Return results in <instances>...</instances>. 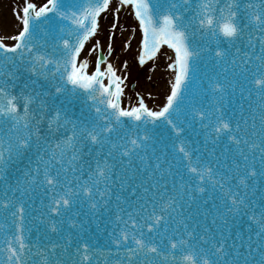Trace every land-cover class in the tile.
Instances as JSON below:
<instances>
[{
	"label": "snow or ice",
	"instance_id": "snow-or-ice-1",
	"mask_svg": "<svg viewBox=\"0 0 264 264\" xmlns=\"http://www.w3.org/2000/svg\"><path fill=\"white\" fill-rule=\"evenodd\" d=\"M125 6L142 33L141 64L162 45L174 52V78L159 110L143 97L124 107L126 78L112 63L102 68L103 55L91 72L81 59L101 13L114 7L118 20ZM15 16L22 25L15 43L0 39V161L5 151L21 156L35 145L43 166L27 174L25 187L0 196V264H264V0H25ZM208 62L223 79L204 83L200 69ZM238 74L247 84H239L241 97L247 92L258 103L233 121L219 102L235 93ZM198 88L211 92L207 105L197 100ZM73 100L79 115L70 110ZM197 127L203 146L188 137ZM158 141H166L162 155L179 191L166 181L135 183L133 156L143 164ZM209 141H223L222 151L207 152ZM155 154L153 147L156 163L145 170L163 180ZM117 181L128 196L122 206L115 195L114 226L101 244L80 217L109 211ZM198 201L205 207L196 215L207 222L211 214L210 224L185 215Z\"/></svg>",
	"mask_w": 264,
	"mask_h": 264
},
{
	"label": "bare ground",
	"instance_id": "bare-ground-1",
	"mask_svg": "<svg viewBox=\"0 0 264 264\" xmlns=\"http://www.w3.org/2000/svg\"><path fill=\"white\" fill-rule=\"evenodd\" d=\"M40 1H42L40 5L46 2V0ZM24 2L25 0H0V39H2L3 42L9 46L15 43L11 37L15 36L22 28L20 21L15 16V11L21 9L24 6ZM116 4H118V0H113V5ZM121 10L126 12L120 14L118 13L117 20L115 8L110 7L109 10L99 18L98 23L100 25L102 19L106 15L111 16L114 20L113 25L115 24L116 27L114 31L113 27H111L110 31L113 34L119 35L120 43L122 44L124 42H128L129 46H131L133 50L141 51L142 33L138 27V21L135 19L130 6H125ZM98 31H101L100 27L98 28ZM98 31L97 33H99ZM95 37L96 36H94L87 43L81 53V59L86 58L89 60L90 48L88 46ZM96 55H98V57L103 55L106 58V62L101 65L102 68L106 67L107 63H112L113 67L116 69L117 75L120 76V69H118V65H114L113 61L106 57L102 49L96 52ZM95 60L93 64H91L89 60V72L94 70ZM173 60L174 52L167 45H163L154 58L146 60L145 63L154 61V68H152L153 71L147 73V76H144L145 78L141 80V84L143 85L141 92L136 94V96H134L131 100L128 98V92L124 89L122 96L123 106L126 108L136 106L139 97H143L145 104H147L149 108L152 110H159V108H161L166 102V97L170 92L171 82L174 78V71L168 68V65L172 63ZM148 97L151 102L146 101V98L148 99Z\"/></svg>",
	"mask_w": 264,
	"mask_h": 264
},
{
	"label": "rangeland",
	"instance_id": "rangeland-1",
	"mask_svg": "<svg viewBox=\"0 0 264 264\" xmlns=\"http://www.w3.org/2000/svg\"><path fill=\"white\" fill-rule=\"evenodd\" d=\"M32 2L36 3L38 6L42 3L40 0H32ZM125 13L120 9V13ZM114 20L111 16L106 15L101 22L100 29L101 31L97 33L96 37L92 40L90 45V62L93 64L95 58L98 57L96 52L100 49L103 50L106 57L110 58L113 61L114 65H118V69H120V76L124 79L123 87L128 92V98L131 100L139 94L143 88L141 84V80L147 76V73L152 72V68H154V61L150 63L139 62V54L140 51H135L129 46L128 42L120 43V37L118 34H113L110 29L113 27ZM99 42V46L96 51H91L93 46H95ZM111 44V54H109L108 46ZM125 63L127 67H125ZM147 102H151L150 98H146Z\"/></svg>",
	"mask_w": 264,
	"mask_h": 264
},
{
	"label": "water",
	"instance_id": "water-1",
	"mask_svg": "<svg viewBox=\"0 0 264 264\" xmlns=\"http://www.w3.org/2000/svg\"><path fill=\"white\" fill-rule=\"evenodd\" d=\"M57 104H59V101H57ZM67 106L68 105H66V107ZM70 110L73 113H75V115L80 114V109L77 108V101L73 100V104H72ZM0 132H6V126H5V128L0 129ZM198 132H200V130H198ZM2 138L5 140V147H6L7 135H4ZM41 143H43V142H41ZM168 151H170V148L168 149ZM8 156H9V154L5 151L6 159L3 161H0V196L3 195V192L5 190H7L8 187H14V186L16 187L19 185L21 188H23L25 181H26V178L29 180L32 178L31 176H28L27 174L30 171L34 172V170L37 168L38 164L40 165L41 168L43 166L42 162H41V157L43 156V150H41V152L38 154L35 145L33 146L32 150L30 152H27L26 154H23L21 156H16L15 154H12L10 156V158H8ZM159 157L161 159V158H163V155H159ZM117 165H119V164H117ZM125 167H127L126 164H125ZM139 168L145 169V165H143V164L139 165ZM118 169L122 171L121 166H120V168H117V166H116V170H118ZM143 171H148V170H143ZM143 171L139 173V170H137L136 175L138 176L140 174V176H145ZM167 180H168L167 178L163 179V181H166V182H167ZM139 183L140 182H138L137 184H139ZM149 185L150 184L148 182L145 183V186H149ZM152 191L154 192L155 189H153ZM137 194L139 195L142 193L138 192ZM10 195H11V193H10ZM17 196H19V193H17ZM115 204H116V202H115ZM210 204H211V201H209V206H210ZM204 207L205 206H202L200 204V202L198 201V204L197 203L193 204L191 208L187 209L188 210L187 213H191L193 215V219L199 220L201 224H204V223L210 224L211 218H212L211 214L209 215L207 222H205L203 220L202 215L201 216L196 215V213L198 211L203 213ZM115 213L116 212L108 213L107 216H109L112 219V218H114ZM84 219L87 221L88 218L85 216H84V218L83 217L80 218V220H82V221H84ZM101 227L102 226H100V228ZM245 228H246V224H245ZM88 232L91 236L94 237V234H95L94 232H92V231H88ZM105 241H106L105 239L99 240V242L101 244H103Z\"/></svg>",
	"mask_w": 264,
	"mask_h": 264
}]
</instances>
